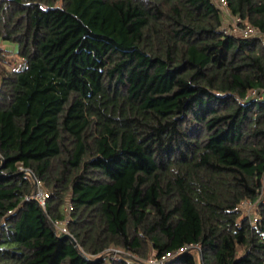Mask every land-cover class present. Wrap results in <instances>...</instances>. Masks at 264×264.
I'll use <instances>...</instances> for the list:
<instances>
[{"label":"trees","instance_id":"1","mask_svg":"<svg viewBox=\"0 0 264 264\" xmlns=\"http://www.w3.org/2000/svg\"><path fill=\"white\" fill-rule=\"evenodd\" d=\"M227 1L261 34L213 0H0L28 60L0 46V264H264V0Z\"/></svg>","mask_w":264,"mask_h":264},{"label":"built area","instance_id":"2","mask_svg":"<svg viewBox=\"0 0 264 264\" xmlns=\"http://www.w3.org/2000/svg\"><path fill=\"white\" fill-rule=\"evenodd\" d=\"M216 2V4H218L222 10H229V6H228V1L227 0H213ZM238 28V27H237ZM239 29V34L244 35V36H250V35H260L261 32L255 28H238ZM222 30L225 32H228V30H226L224 28V26H222ZM28 68V60L26 58H21L19 62H16L12 65V70L13 71H21L24 69ZM250 96H257L260 99H264V90H259V89H253L251 91V93L249 94ZM29 174L33 177L34 182L36 184V190L35 193L31 196L32 198H37L40 202V204L46 208L47 206V198L49 196L48 191L46 190V188L43 186V184L41 183V181H39L30 171H28ZM30 198V197H28ZM249 201H244L242 203V205H247ZM64 225V230L60 231V225H58V229L60 232H67V228L65 226V222L62 223ZM184 249H181L179 251H175V252H169L167 253L162 259L157 260V259H152L149 263L150 264H164L167 260H169L171 257H173L174 255H176L177 253L181 252ZM116 254H118L117 252L113 251V255L112 257H116ZM130 264H137V260L136 259H132L130 261Z\"/></svg>","mask_w":264,"mask_h":264},{"label":"rangeland","instance_id":"3","mask_svg":"<svg viewBox=\"0 0 264 264\" xmlns=\"http://www.w3.org/2000/svg\"><path fill=\"white\" fill-rule=\"evenodd\" d=\"M223 26H224V28L226 30H228L229 33L239 34V29L238 28L241 27L239 25V17L232 15V13L230 12V9L223 11ZM247 28H251V27H247ZM0 46L6 48L8 50H11L10 53H12V55L15 57V62L14 63L20 61L21 57H18L16 55L17 54L16 53L17 52V46L16 45H13L11 43L4 42V41L0 40ZM28 174H29V172H28ZM254 206L255 205L252 202H250V201L247 203V205H242V209L244 210V212L247 213V214H250L253 219H255L257 217L256 213L254 212ZM59 225H60L59 226L60 227V231L64 230V225L62 223H60ZM112 251L117 252L119 254L120 249H116L115 248V249H112ZM128 255H130V254H128Z\"/></svg>","mask_w":264,"mask_h":264},{"label":"water","instance_id":"4","mask_svg":"<svg viewBox=\"0 0 264 264\" xmlns=\"http://www.w3.org/2000/svg\"><path fill=\"white\" fill-rule=\"evenodd\" d=\"M68 235L72 238L73 243H74L75 245H78L76 239H75L72 235H70V234H68ZM199 253H200V256H201V264H203V258H202V254H203V252L201 251V249L199 250Z\"/></svg>","mask_w":264,"mask_h":264}]
</instances>
